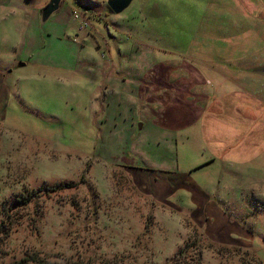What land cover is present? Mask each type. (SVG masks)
<instances>
[{
  "label": "rangeland",
  "instance_id": "obj_1",
  "mask_svg": "<svg viewBox=\"0 0 264 264\" xmlns=\"http://www.w3.org/2000/svg\"><path fill=\"white\" fill-rule=\"evenodd\" d=\"M48 1L26 7L30 62L0 53V264H264V151L185 175L199 193L167 194V179L141 167L167 159L187 173L209 156L199 139L159 151L145 131L148 150L135 151L136 132L90 125L103 115V70L136 38L133 53L158 59L190 48L192 64L216 65L234 89L251 77L247 90L264 100V0H132L117 14L108 0H60L41 22Z\"/></svg>",
  "mask_w": 264,
  "mask_h": 264
},
{
  "label": "crops",
  "instance_id": "obj_2",
  "mask_svg": "<svg viewBox=\"0 0 264 264\" xmlns=\"http://www.w3.org/2000/svg\"><path fill=\"white\" fill-rule=\"evenodd\" d=\"M28 1L0 0V53H4L2 49L5 47L8 48L6 53L8 56L2 63L7 62L10 66L17 62L18 67H24L30 62L28 49L24 50L26 40L23 38L29 30H32L36 15L27 10ZM165 2V0L161 1L162 4ZM141 4L144 5L142 0ZM138 41L140 40L136 38L130 52L122 47L117 48L121 49L117 55L121 62L108 61L111 70L108 73L103 70V82L101 81L102 85L99 87L104 100L103 115L101 119L91 122L90 125L94 127L95 124L97 129H123L131 134L136 132L138 135L132 145L135 151L148 150L144 143H138L145 131L151 134L159 151L170 149L172 146L182 148V143L190 141V138H194L197 142L199 139L201 147L199 145L198 148L200 151H206L209 156L205 162L193 164L187 173L171 169L167 159L160 161L156 166L141 167V170L153 173V179L155 173L167 179V194H172L175 190L192 192L193 186L185 185L184 176H190L194 170L205 167L213 161L226 164L253 163L255 157L264 151V100L259 99L260 97L251 90H247L248 87L253 88L256 81L251 80L250 77L245 87L234 89L228 83L227 76L223 77L221 74L220 81L216 73L210 71L215 70L216 65L202 63L197 67L192 64L187 58L188 53L191 52L190 48L184 52L186 57L178 60L158 59L157 55L153 54L154 50L150 49L144 56L142 52L133 53V47L138 46ZM32 44L29 42L27 47ZM123 53L127 60L120 56ZM22 54H24L23 58ZM146 55H149L147 62L138 60ZM12 70L9 69L8 72ZM116 74L124 75V79L121 78L119 81ZM7 94L9 97V92ZM99 94L97 92L93 98ZM234 94L237 96L232 98ZM237 98L242 99L239 107L233 102ZM1 103L0 99V105ZM230 107L233 109L232 112ZM114 108H117L116 114L113 113ZM179 135H182L181 139ZM129 161L132 166H126V169L140 170L135 169L136 163L132 160H128V163ZM165 161L167 163H164ZM195 192L200 191L198 189ZM166 195L162 198L164 199ZM209 205L222 217L219 209L213 204ZM209 205H205V208Z\"/></svg>",
  "mask_w": 264,
  "mask_h": 264
},
{
  "label": "water",
  "instance_id": "obj_3",
  "mask_svg": "<svg viewBox=\"0 0 264 264\" xmlns=\"http://www.w3.org/2000/svg\"><path fill=\"white\" fill-rule=\"evenodd\" d=\"M60 0H49L40 11V20L44 22L53 13L59 5ZM132 0H108L107 5L110 11L114 14L121 12L126 8ZM22 65V63H20ZM140 127V124L138 125Z\"/></svg>",
  "mask_w": 264,
  "mask_h": 264
},
{
  "label": "built area",
  "instance_id": "obj_4",
  "mask_svg": "<svg viewBox=\"0 0 264 264\" xmlns=\"http://www.w3.org/2000/svg\"><path fill=\"white\" fill-rule=\"evenodd\" d=\"M73 13H74V16H76L77 12L73 11ZM79 28L81 29V28H83V26H79Z\"/></svg>",
  "mask_w": 264,
  "mask_h": 264
},
{
  "label": "trees",
  "instance_id": "obj_5",
  "mask_svg": "<svg viewBox=\"0 0 264 264\" xmlns=\"http://www.w3.org/2000/svg\"><path fill=\"white\" fill-rule=\"evenodd\" d=\"M0 228H1V224H0ZM9 264H20L19 262H13V263H9Z\"/></svg>",
  "mask_w": 264,
  "mask_h": 264
}]
</instances>
